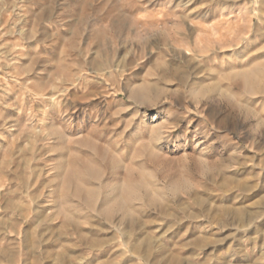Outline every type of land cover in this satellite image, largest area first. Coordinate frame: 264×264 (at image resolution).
Returning <instances> with one entry per match:
<instances>
[{"label": "rangeland", "instance_id": "obj_1", "mask_svg": "<svg viewBox=\"0 0 264 264\" xmlns=\"http://www.w3.org/2000/svg\"><path fill=\"white\" fill-rule=\"evenodd\" d=\"M263 90L264 0H0V264H264Z\"/></svg>", "mask_w": 264, "mask_h": 264}, {"label": "bare ground", "instance_id": "obj_2", "mask_svg": "<svg viewBox=\"0 0 264 264\" xmlns=\"http://www.w3.org/2000/svg\"><path fill=\"white\" fill-rule=\"evenodd\" d=\"M249 78V77H248ZM247 81V80H246ZM263 92H264V90H263Z\"/></svg>", "mask_w": 264, "mask_h": 264}]
</instances>
